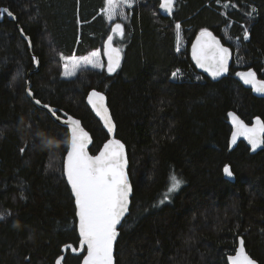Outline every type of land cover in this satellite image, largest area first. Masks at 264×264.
Wrapping results in <instances>:
<instances>
[{
	"label": "trees",
	"instance_id": "16d2710c",
	"mask_svg": "<svg viewBox=\"0 0 264 264\" xmlns=\"http://www.w3.org/2000/svg\"><path fill=\"white\" fill-rule=\"evenodd\" d=\"M104 6L105 0H0L16 17L0 21V207L11 213L0 219V264H55L64 245L79 244L63 172L68 129L30 100L28 84L35 99L81 121L92 154L108 136L86 96L92 89L107 96L133 187L116 264H227L241 238L264 264V145L254 154L242 141L230 149L226 116L232 110L246 123L264 120V98L235 75L251 68L264 79V0H177L171 18L158 13L157 0H139L123 21V60L114 75L87 68L60 77L61 53L80 56L103 46L112 26ZM205 28L233 52L228 75L218 81L189 58L193 38ZM29 119L52 145L34 140ZM173 175L184 183L160 204ZM80 260L68 249L63 264Z\"/></svg>",
	"mask_w": 264,
	"mask_h": 264
},
{
	"label": "snow or ice",
	"instance_id": "6c2138e0",
	"mask_svg": "<svg viewBox=\"0 0 264 264\" xmlns=\"http://www.w3.org/2000/svg\"><path fill=\"white\" fill-rule=\"evenodd\" d=\"M135 3V0H106V7L102 10L109 21H114L117 17L123 16L122 8H129ZM174 0H163L160 8L171 13L173 10ZM229 5H225L228 7ZM254 9L248 15L254 13ZM7 14L13 20L15 15L9 8H0V19ZM126 19V17H125ZM19 27V26H18ZM176 29H180L181 25L177 23ZM22 36L28 41L31 47V38L24 33L23 27H19ZM111 32L123 38L125 28L122 23H113ZM114 35H108L104 44V56L107 57L106 70L109 74L114 73L120 66L121 49L113 46ZM250 38L247 28L243 33V39ZM232 53L229 48L225 47L207 28L202 29L196 38V42L192 45V57L197 65L205 68L213 77L220 76L229 71V59ZM64 77L75 76L77 71L92 69H104L105 63L101 60L99 50L93 51L86 56H63ZM33 61L38 65L39 60L33 56ZM243 84L251 85L252 90L256 93L264 94V80L257 79V74L249 68L247 71L236 72ZM173 77L177 76L176 72L172 73ZM28 97H33L31 88H26ZM88 104L92 110L99 116L104 123V127L108 133H113L115 124L111 114L105 103V96L102 92L92 89L87 95ZM34 104L47 110L49 119L54 125L67 127L70 131V145L67 146L66 157L63 161V172L66 174L67 183L71 186V192L75 199L76 216L78 217L79 229V249L73 248L71 245L65 247L71 248L73 253L83 252L82 264H114V245L119 236L118 226L122 225V220L129 213L130 193L132 187L129 182L127 172L128 158L125 152V145L115 138H110L103 144L102 149L97 155H90L87 147L91 142V137L82 127L81 121L73 116L63 115L66 119H62L58 110L52 108L48 104H42L40 99H34ZM232 117L234 130L231 133V143L235 144L238 137L247 139L253 150L264 145V120L260 117L255 118V123L249 126L241 120L235 113L230 112ZM33 123H35V131H33ZM26 129L32 133L34 140L39 139L42 143L52 145L53 140L47 139L41 131L39 122H33L29 119ZM46 130L52 131V128L45 126ZM57 135L62 136L61 133ZM34 142V141H33ZM28 147V142L21 147L19 151L23 153ZM223 172L227 177H233L234 173L230 165H225ZM184 183L182 179L175 175L171 177L170 186L162 200L163 204L168 201L173 193H175ZM11 215V213H8ZM5 213H0V219H3ZM28 258H26L27 260ZM63 258H58L56 264H61ZM230 264H256L244 249V240L240 239V247L236 249L235 255L228 256Z\"/></svg>",
	"mask_w": 264,
	"mask_h": 264
},
{
	"label": "water",
	"instance_id": "95a60500",
	"mask_svg": "<svg viewBox=\"0 0 264 264\" xmlns=\"http://www.w3.org/2000/svg\"><path fill=\"white\" fill-rule=\"evenodd\" d=\"M158 1V13L162 16V17H164V18H171L172 16H173V14H174V12H175V10H176V3H177V0H174V4H173V10H172V12L171 13H168V12H166L164 9H161L160 8V4L163 2V0H157ZM1 8H3V7H1ZM7 15V14H6ZM9 17V16H8ZM10 19H12L11 17H9ZM2 19H0V21H1ZM13 20V19H12ZM112 27V26H111ZM210 31V30H209ZM210 32H212V31H210ZM200 34V32L199 33H197L196 35H195V37L193 38V40H192V42H191V44H190V47H189V58H190V61L192 62V64H193V66L195 67V69L198 71V72H200V73H202L204 76H206L209 80H211V81H218V80H220L221 78H223V77H226L227 75H228V73H229V71L227 72V73H224V74H222V75H220V76H217V77H213L212 75H211V73L209 72V71H207L205 68H201V67H199L198 65H197V63H196V61L193 59V57H192V45H193V43H195L196 42V38H197V36ZM212 34L220 41V43L221 44H223L225 47H227V48H229L230 49V51H231V53H232V55H231V57H230V59H229V70H230V67H231V63H232V59H233V52H232V50H231V48L229 47V46H227V45H225L222 41H221V39L217 36V35H215L213 32H212ZM109 35H114L112 32H110L109 33ZM106 40H107V38L104 40V42H103V52H104V44H105V42H106ZM113 46L114 47H117L115 44H114V39H113ZM104 55V54H103ZM104 59H105V71H106V73L109 75V76H112V75H114L117 71H118V69L120 68V66H121V64H122V60H123V52H122V50H121V60H120V66H119V68H117V70L114 72V73H112V74H109L108 72H107V70H106V61H107V57L106 56H104ZM35 66H37V64L35 63ZM248 69H244V70H240V71H247ZM239 78V77H238ZM240 79V78H239ZM257 79H261V78H259L258 76H257ZM261 80H264V79H261ZM240 81L242 82V80L240 79ZM243 83V82H242ZM245 85V84H244ZM246 87H248V88H250L251 90H252V86L251 85H245ZM27 88H30V85L28 84L27 85ZM91 91V90H90ZM89 91V92H90ZM97 91H99V90H97ZM88 92V93H89ZM99 92H102L103 94H104V96H105V103H106V106H107V108H108V110H109V113L111 114V117H112V113H111V110H110V108H109V105H108V99H107V96H106V94L103 92V91H99ZM252 92L256 95V96H258V97H261V98H264V94H260V93H256L255 91H253L252 90ZM88 95V94H87ZM30 98V100L33 102V100L35 99L34 98V96L33 97H29ZM34 103V102H33ZM86 103H87V105H88V107L91 109V111H92V113L95 115V117L100 121V123H101V125H102V127H103V129L106 131V133H107V136H108V138H107V140L108 139H110V138H115V139H119V138H117L116 136H115V131H116V124H115V122H114V120H113V117H112V120H113V122H114V124H115V130H114V132L113 133H108V131H107V129L104 127V123H103V120L99 117V116H97L96 115V113L92 110V108H91V105L90 104H88V101H87V96H86ZM42 104H44V103H42ZM39 108H41L40 106H38ZM53 108V107H52ZM42 109V108H41ZM56 109V108H55ZM43 110H45V109H43ZM46 112H47V110H45ZM230 112H232V113H235L241 120H243L236 112H234V111H232V110H230V111H228L227 112V114H226V116H227V120H228V123H229V125L231 126V133H232V131L234 130V126H233V123H232V117H230L229 116V113ZM64 113H66V112H64V111H62V112H58V115H60L61 116V118L62 119H66V117L63 115ZM67 115H70V114H68L67 113ZM70 116H72V115H70ZM74 117V116H73ZM74 118H76V117H74ZM77 119V118H76ZM244 121V120H243ZM245 122V121H244ZM246 123V122H245ZM255 123V119L251 122V123H246V124H248L249 126H251L252 124H254ZM82 125V124H81ZM82 127L85 129V131H87V129L82 125ZM68 129V128H67ZM88 132V131H87ZM68 133H69V145H70V139H71V137H70V131H69V129H68ZM89 133V132H88ZM231 133H230V136H229V139H228V144H229V148L230 149H234L236 146H237V144L240 142V141H242V142H244L247 146H248V148L250 149V152L252 153V154H254V153H256V152H258V151H260L262 148H263V145H261L260 147H258L257 149H255V150H253L252 148H251V145L249 144V142L247 141V139H245L244 137H238V139H237V142L235 143V144H232L231 143ZM89 135H90V137H91V142L89 143V145H88V147H87V151L89 152V154L90 155H97L98 153H99V151L102 149V147H103V144L105 143V142H107V140L101 145V147L99 148V150L95 153V154H92L91 152H90V147H91V145H92V136H91V134L89 133ZM120 140V139H119ZM121 141V140H120ZM122 142V141H121ZM123 143V142H122ZM124 144V143H123ZM125 145V144H124ZM125 152H126V155H127V158H128V154H127V149H126V146H125ZM65 157H66V154H65V156H64V159H65ZM127 172H128V169H127ZM128 176H129V173H128ZM64 177H65V180H66V182H67V177H66V174L64 173ZM225 177L226 178H228V179H231L230 177H227L226 175H225ZM129 182H130V184H131V187H132V183H131V179H130V176H129ZM68 184V183H67ZM68 186H69V188H70V190H71V186L68 184ZM72 193V192H71ZM132 194H133V187H132V192L130 193V197H129V200H130V204H129V210H130V205H131V198H132ZM72 196H73V194H72ZM73 198H74V196H73ZM74 203H75V199H74ZM75 213H76V208H75ZM129 214V213H128ZM128 214H126V216L128 215ZM76 215V214H75ZM125 216V217H126ZM125 217L123 218V220L125 219ZM123 220H122V222H123ZM121 227V225H119L118 226V232H119V228ZM76 228H77V233H78V236H79V229H78V217L76 216ZM118 239V238H117ZM66 245H71V244H66ZM66 245H64L63 247H62V250H63V252H62V254L60 255V256H58L57 258H56V260L58 259V258H63L64 259V257H65V255L67 254V251H68V249H70L71 250V248H67V247H65ZM115 245H116V243H115ZM115 245H114V252H115ZM73 248H77V249H79V244H78V246L77 247H75L74 245H71ZM239 247H240V245H239ZM238 247V248H239ZM237 248V249H238ZM244 249H245V247H244ZM245 252L247 253V251H246V249H245ZM71 253L72 254H74V255H81V260H80V264H82V259H83V255H86V250L85 251H83V252H76V253H73L72 252V250H71ZM248 254V253H247ZM231 255H235V253L234 254H231ZM249 255V254H248ZM228 256H230V255H228ZM228 256H227V264H230V261H228ZM249 257L251 258V259H253L250 255H249ZM63 259L61 260V264H63ZM56 260H55V264H56ZM254 260V259H253ZM256 261V260H255ZM114 264H116V262H115V257H114ZM256 264H259L257 261H256Z\"/></svg>",
	"mask_w": 264,
	"mask_h": 264
},
{
	"label": "rangeland",
	"instance_id": "374dc122",
	"mask_svg": "<svg viewBox=\"0 0 264 264\" xmlns=\"http://www.w3.org/2000/svg\"><path fill=\"white\" fill-rule=\"evenodd\" d=\"M135 3H139V0H135ZM134 3V4H135ZM133 4V5H134ZM132 5V6H133ZM106 7V0H105V6L101 9V13L104 15V13H103V9ZM122 12L124 13V15L123 16H120V17H117L114 21H109L108 19H107V17L104 15V17L106 18V20L110 23V25H112L113 23H122L123 24V21L125 20V17H127L128 15H129V11H130V8L129 7H127V6H124L122 9ZM107 38V37H106ZM105 38V39H106ZM117 39V43L120 45H118V47L119 48H121V45H122V38H119V37H117V36H115L114 35V40H116ZM182 48V46L180 45H178V49H181ZM97 50H99L100 51V53H101V60L102 61H104V63H105V59H104V55H103V46L101 47V49H94V50H90L89 52H87V53H85L84 55H80V56H86V55H88L89 53H91V52H93V51H97ZM77 56V55H76ZM65 57H67V56H65ZM90 68V67H89ZM105 69V68H104ZM62 72H63V61H62V63H61V70H60V77H62V78H72V77H74V76H70V77H64L63 75H62ZM77 73H79V71H77ZM76 73V74H77ZM178 74V76H179V78L180 77H182L181 75H180V73L178 72L177 73ZM0 213H5V216H7L8 215V211L7 210H5V209H2L1 207H0ZM4 216V217H5Z\"/></svg>",
	"mask_w": 264,
	"mask_h": 264
},
{
	"label": "bare ground",
	"instance_id": "6f19581e",
	"mask_svg": "<svg viewBox=\"0 0 264 264\" xmlns=\"http://www.w3.org/2000/svg\"><path fill=\"white\" fill-rule=\"evenodd\" d=\"M140 9V8H139ZM90 12V11H89ZM86 102V101H85ZM66 181V180H65Z\"/></svg>",
	"mask_w": 264,
	"mask_h": 264
}]
</instances>
